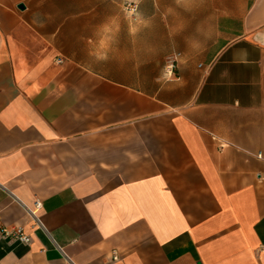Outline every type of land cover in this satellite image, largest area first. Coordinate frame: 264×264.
<instances>
[{
    "label": "crops",
    "instance_id": "1",
    "mask_svg": "<svg viewBox=\"0 0 264 264\" xmlns=\"http://www.w3.org/2000/svg\"><path fill=\"white\" fill-rule=\"evenodd\" d=\"M98 1L0 0V264H264V0Z\"/></svg>",
    "mask_w": 264,
    "mask_h": 264
},
{
    "label": "built area",
    "instance_id": "2",
    "mask_svg": "<svg viewBox=\"0 0 264 264\" xmlns=\"http://www.w3.org/2000/svg\"><path fill=\"white\" fill-rule=\"evenodd\" d=\"M128 7H130V11L134 9L135 5L131 3H128ZM169 60V59H168ZM173 63V62H172ZM171 62L168 64L169 68L173 67V64ZM40 207V203L38 201L34 202V209H27V213L30 216V219L32 220L33 224L43 229V225L36 215L37 209ZM0 234L2 237L8 238L9 240L18 241L23 244H29L30 243V237L25 232L24 228L22 226H15L12 228H8L6 226H2L0 228ZM55 244V242H54ZM56 245V244H55ZM113 260L117 259L116 255L112 256Z\"/></svg>",
    "mask_w": 264,
    "mask_h": 264
},
{
    "label": "rangeland",
    "instance_id": "3",
    "mask_svg": "<svg viewBox=\"0 0 264 264\" xmlns=\"http://www.w3.org/2000/svg\"><path fill=\"white\" fill-rule=\"evenodd\" d=\"M129 0H99L97 5H93V8L106 9L109 15V23H115L117 15L124 14V22L130 23L131 11L128 7Z\"/></svg>",
    "mask_w": 264,
    "mask_h": 264
},
{
    "label": "water",
    "instance_id": "4",
    "mask_svg": "<svg viewBox=\"0 0 264 264\" xmlns=\"http://www.w3.org/2000/svg\"><path fill=\"white\" fill-rule=\"evenodd\" d=\"M18 7H19L20 9H23V8H24L23 4H19ZM197 264H200V263L197 262Z\"/></svg>",
    "mask_w": 264,
    "mask_h": 264
}]
</instances>
